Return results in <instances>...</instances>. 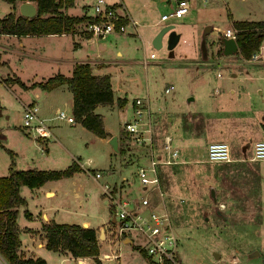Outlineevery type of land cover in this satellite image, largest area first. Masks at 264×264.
Masks as SVG:
<instances>
[{"label":"rangeland","instance_id":"1","mask_svg":"<svg viewBox=\"0 0 264 264\" xmlns=\"http://www.w3.org/2000/svg\"><path fill=\"white\" fill-rule=\"evenodd\" d=\"M122 1L129 14L138 20L141 37L131 34L124 37L127 51L122 56L113 55L116 61L108 65L105 71L109 75L115 99L116 96H124L127 101L121 107L115 104L110 108L100 104L96 109L103 116L104 127L112 135L118 136L121 152H114L107 138L56 117L47 124L50 131H54L53 136L48 138L46 145H37V135L21 126V101L25 96L32 97V93L13 83L14 78L6 74L10 72L8 67H0V176L8 172L11 160L9 151L13 153L12 159L17 169H63L76 157L83 167L71 176L49 180L48 184L55 190L51 196L44 195L42 190H35L36 187L23 185L20 194L26 201L23 207L29 211L52 202L56 211L62 214L59 217L65 221L80 223L87 220L92 225L111 218L104 183L112 188L127 176L128 180L132 179V191L125 195L138 198L143 194L138 187L135 171L138 165L147 161V145L135 144L123 130L125 120L132 118L129 105L134 97L148 102L149 115L143 113L142 121H147L150 127L154 148L160 146L164 135H169L172 143L176 141L175 147L179 150L186 149L189 143L195 147L226 141L235 151L233 157L247 158L251 140L260 135L258 120L264 116V39L261 42L263 52L258 48L256 57L245 59L239 52L224 55L219 37L231 19L264 18V0L187 1L191 8L187 16L196 19L197 24L195 27L188 24L182 26L180 39L171 49L167 48L164 39L159 48L148 47L142 39L148 36L144 32L148 29L146 23L173 9V0ZM92 2L74 0V5L64 11L85 16L87 12H92L91 6H86ZM18 3L14 12L18 11ZM10 10L11 5L0 0V17ZM187 16L171 17L158 25L174 24L177 28ZM207 26H212V29L204 33ZM70 33L85 37L83 22L74 24ZM202 37L205 39V57L200 48ZM81 46L77 55L90 58V45ZM18 51L16 38L0 37L1 59L11 67L12 72L26 81L32 73L28 65L33 64L31 61L25 68L21 66L25 61L19 59ZM150 52H153L152 57ZM58 69L67 74L65 65H60ZM57 72L55 63L35 66L38 79H45ZM168 85H172V88L164 93L163 89ZM55 107L50 106L45 114L55 116ZM58 108L73 116L61 104ZM125 145L132 147L129 154ZM242 146L245 151H242ZM131 156H136V160ZM194 156H183L182 159H188L183 163L158 166L165 210L178 239L180 264H264V159H237L234 162L236 178L231 177L232 183L240 185L242 181H247L244 184L246 190L240 189V193L250 197L243 200L244 205L233 208L224 221L215 223L212 217L204 220L201 214L197 217L194 213L185 212L183 207L188 201H180L188 197L189 190L184 189L185 179L194 180L195 184L189 183L192 190L210 191L208 174H211L213 163L206 160V155L197 154L195 157L198 160L193 161ZM95 172H99L101 177L96 179ZM122 186L125 188V183L122 182ZM130 188L126 186L125 189ZM150 196H156V192L152 191ZM132 240L133 244H120V257L113 264H151L133 249L134 242L139 240H135L134 235ZM254 251L258 255L249 256ZM214 253L219 256L215 257ZM61 258L55 255L52 264H79L75 259ZM98 258L104 260L100 256Z\"/></svg>","mask_w":264,"mask_h":264},{"label":"crops","instance_id":"2","mask_svg":"<svg viewBox=\"0 0 264 264\" xmlns=\"http://www.w3.org/2000/svg\"><path fill=\"white\" fill-rule=\"evenodd\" d=\"M106 1L108 3L117 4L120 11H122V12L124 11L126 13L128 12L127 8L125 7L122 0H106ZM181 1H183V0H173L175 6ZM184 1L186 2L187 7H188L187 1H189V0H184ZM9 12H14V9L12 8V6H11V10ZM190 12H191V8L188 7V12L184 16L189 15ZM14 13H15V15H19L18 11L14 12ZM5 14H7V13H5ZM68 14H70V13H68ZM127 14L130 16V18L132 20L136 21L137 31H138V34L136 36L141 37L140 26H139L138 20L133 18L129 14V12ZM159 17L156 18L154 21L146 23L147 24L146 27L148 29H146L144 32L146 34H148V36L146 35L145 39H142V42H145L148 47H151L150 40H151L152 36L154 35V33L156 32V30L158 29V27H159L158 24L161 22L159 20ZM187 17L188 18H186V20H184L183 22H179V27L175 28V26H174L175 30L180 33V36L182 34V29H183L182 26H184L185 24H188L192 27H195L197 24L196 19H191L189 16H187ZM257 20H264V18L257 19ZM210 27L212 29V26H210ZM226 28L234 30L233 27L231 26L230 22H229V26H227ZM131 30H132L131 26H127V31H131ZM131 35H133V34H131ZM5 36L9 37V38L10 37L16 38L17 46L19 47V51H18L19 52V59L22 62L25 61L21 64V66H24V68H25L26 65H28L32 61L33 65H30V64L28 65L31 67L32 73H31L30 77L27 78L26 81L22 80L18 75H16L15 72H12L11 67H9V65L4 60L1 59V54H0V67H6V69L8 67V69H10V72H7L6 74H8L9 76L11 75L12 78H14L13 83L19 85V83L15 81V78H18L24 84L23 89L26 92L32 93V97L25 96V98L21 101V105L24 106L25 104H27L29 102H34L36 105L37 116L40 119H42L45 124H50L51 121L55 117L59 118L57 116V112L59 110H61L60 108H58L59 104H61L63 107H66V109H68L69 112H71L73 114L72 93L69 90L66 83L60 84V85H58V86H56L50 90H43L37 86H35V87L29 86L33 82H38L40 80H43L41 78L38 79L36 77L37 73H35V66L39 65L41 63H44L45 65H49L50 63H55V67L58 70L57 73H61L63 75L68 76V75H70V73H71V71H72V69L76 63L87 62L90 65V69H91L92 74H94V75H105V74H107L105 71L107 66L116 61L114 58H112L113 55L122 56L123 53H125L127 51L126 43L124 42L125 41L124 37H128V34H126V33H112V34L107 35L104 38H96V37L86 38V36L84 37L83 35H80V34L77 35V34H73L70 32L69 33H60V34H37V35H34V34H25V35L0 34V37H5ZM59 37L60 38L63 37L64 39L62 38V40H61ZM81 45H84V46L90 45V58L87 56L86 57H80L77 55V51L82 47ZM259 50H260V52H263V45L259 46ZM62 64L65 65V68H66L65 72H67V74L60 72V69H58L59 66ZM10 84H12V83H10ZM112 96H113L112 102L109 104H103V105H106V106L112 108L113 105H115V104L118 107L124 106V104H126L127 99L124 96H116V99H115L113 89H112ZM135 98L136 97L132 98L130 101L129 113H130V111H132V114H130V117L134 116L133 108L135 105L133 104V101ZM118 100H121V102H120L121 105H118V103H117ZM98 105H100V104L95 105L94 112L100 114L99 112L96 111ZM50 106H56L55 107V110H56L55 116H48L47 114H45L46 110ZM39 111H40V113H39ZM148 112H149V110H148ZM148 115H149V113H148ZM59 119H63V118H59ZM261 119L262 120H260V119L258 120V126L260 128V130H259L260 135L258 137H255V139H252L251 142H254V141L259 140V139H264V130L262 129V125L264 126V116L263 115H262ZM63 120H65V119H63ZM66 122L71 124V125H74V126L75 125H81V123L76 121V119H75L74 123H70L68 121H66ZM102 123H103V116H102ZM82 127H84V126H82ZM84 129H86V128L84 127ZM104 129L110 134L109 136L105 137V138L109 139L110 136L112 135V132H110L108 128L104 127ZM120 129H122V127H120ZM86 130H88V129H86ZM49 131H50V129H49ZM53 132L50 131V135L48 137H40V136L35 137V142H37V145L38 144L40 145L42 143L46 145L48 143V138L53 136ZM114 135H116V134H114ZM116 138H117V145H118V136L117 135H116ZM107 142H108V140H107ZM222 142H226V141H222ZM176 143H177L176 141L173 142V145L175 146ZM227 144H229V143H227ZM206 146H207V143H205L204 145H201V146L196 145L195 147L189 143V146H187L186 149L185 148H182L181 150L178 149V151H179V162H177V163H181V162L183 163V162H186L188 160V159H182L183 156L184 157L190 156L192 154H193V156H194V154H195V156L197 154H199V155L203 154L205 156L206 155ZM125 147H126L127 153L129 154L132 147L130 145L129 146L125 145ZM118 148H119V145H118ZM134 149H136V148L134 147ZM249 150H251V146H250ZM230 151H231V160L211 162V163H213V168L211 170V174H208V179H209L208 183H210L209 184V185H211L210 187H213V189H214L215 198H216L215 202H213L209 193L202 192V190H196L195 191L189 187V183L195 184L194 180H192L191 178L185 179V182H184L185 188L184 189L189 190V192L187 193L188 197H186V199H185V197H183L184 199H182V198L180 199L181 202H184L186 200L188 201V204L183 207L185 212L194 213L193 215H196L197 217L201 214L203 216L204 220H208L209 217H212L215 223H221V221H224L228 215H231L233 208L239 206L240 204L244 205L245 204L244 201H246L245 199L248 200V198L250 197L248 194L240 193V189L243 191L246 190L247 187L244 184H247V181L244 180V181H242V183H240V185L239 184L237 185L236 183H232L231 177L232 176L235 177L234 172L236 171V166H235L236 164L234 162L237 159H248V160H250L249 159L250 151H249V157H247V158L233 157L235 151H232L231 146H230ZM242 151H245L244 146H242ZM180 154H181V156H180ZM132 158H134L136 160L137 157L131 156V159ZM73 160H76V162L81 166L78 157L73 158L72 161ZM191 160L194 161V160H198V159H196V157H195V159H191ZM130 161L131 160H129V162ZM250 161H253V160H250ZM174 164H176V163H174ZM48 169H57V168H48ZM7 170H8V167H7ZM131 173L133 174V171ZM231 173H233V175H231ZM94 176H95V174H94ZM100 177H101V174L98 177L95 176L96 179L100 178ZM131 180L132 179L128 180L127 176H124L121 180V183H122V181L126 182L125 188H126V186H128V188H130ZM48 182H50V181L49 180L45 181L42 185H40L34 189L39 190V191L42 190L43 194L46 196L54 195L55 190L53 189L52 186H50L48 184ZM22 186L23 185H21L19 187V194H20V191H21L20 189ZM125 188H124L125 191H124L123 195H125L126 193L131 194V191H132L131 188L127 189V190ZM160 188H161V186H160ZM152 191L156 192V190H152ZM150 193H149V198H150L151 206L156 208V209H159V210L165 209V203L166 202L163 201L164 193L162 196H159L156 192V196H152V197L150 196ZM262 202H261V204H262ZM218 204H222V207L219 208ZM256 204L258 205L259 202ZM212 205H214V209H212ZM24 209H26L29 212L30 217H26L24 215V213H23ZM56 210L57 209L55 208V205H53L52 202L48 203L46 206L37 208L36 210H33V211H29L27 208H24L23 206L18 207L16 222H17L18 228H19L18 237H19L20 243H19V247H18V254L20 256H22L24 258L40 257V258L44 259L47 264H52V259H54L55 255L62 257L63 260H66L69 258L75 259L77 261V263H79V264H84V263L90 264L91 261L93 262V264H113L112 263L114 261L113 259H109V260L104 259L101 261L99 260V263H95L93 261L92 257H90V256L75 257V256H72L69 252H67L65 250L53 251V250L46 248V246H45L46 239H45L44 233L41 229L42 223H46V222H49L51 220L58 222V223H62V222L74 223V222L65 221L62 217H59L62 214H59V212H57ZM169 221H170L171 228L173 230V227L171 224V219H169ZM107 222H108L107 220H104V221L102 220L96 224L91 225L89 221L83 220L82 222L76 223V224H79L83 227H92L98 236L100 228H102V227L104 228ZM127 242L133 244L132 243L133 241H131V240H129V241L125 240L124 243H127ZM135 245H136V243L134 242L133 249L140 252L139 250H137L135 248ZM128 251L129 250H127V252ZM141 255H142V253H141ZM257 255H253V256H257ZM119 257L117 259H119ZM143 257H145V256H143ZM118 264H120V263L118 262Z\"/></svg>","mask_w":264,"mask_h":264},{"label":"trees","instance_id":"3","mask_svg":"<svg viewBox=\"0 0 264 264\" xmlns=\"http://www.w3.org/2000/svg\"><path fill=\"white\" fill-rule=\"evenodd\" d=\"M14 9L17 2L27 0H3ZM36 4V14L32 17L15 15L9 12L0 17V34H60L69 33L73 25L85 20L84 15L75 16L64 11L74 5V0H28ZM235 30L236 41L241 57L249 59L256 52L264 39V20H230ZM221 35L219 40L221 42ZM222 51V49H221ZM20 86L24 84L15 78ZM66 83L72 93L73 116L82 126L97 136L107 137L110 134L104 129L102 116L94 112L96 104H109L112 102V88L109 76L94 75L91 73L87 62L76 63L66 76L61 73L48 76L29 86L50 90L60 84ZM118 100V105H121ZM264 130V126L262 125ZM121 152V148H119ZM10 153L8 173L0 176V254L9 264H47L44 259L24 258L18 254L19 237L16 216L19 206L26 204L25 199L19 194V187L25 185L34 188L42 185L47 180L71 176L82 167L73 160L63 169H17L14 167ZM26 217L29 212L24 209ZM41 229L46 239V248L57 251L65 250L72 256L92 257L95 263H99V247L97 234L92 227H83L76 223H58L53 220L42 223ZM142 253V252H141ZM143 255V253H142ZM144 256V255H143Z\"/></svg>","mask_w":264,"mask_h":264},{"label":"built area","instance_id":"4","mask_svg":"<svg viewBox=\"0 0 264 264\" xmlns=\"http://www.w3.org/2000/svg\"><path fill=\"white\" fill-rule=\"evenodd\" d=\"M86 6L92 8V12H87L85 14L87 18L82 21L86 38H104L112 33L138 34L136 21L132 20L126 12L120 11L117 4L108 3L106 0H93ZM187 12L188 7L183 0L169 12L162 13L159 20L164 22L171 17L180 18ZM127 26H131L132 30L127 31ZM234 32L235 30L226 28L222 36L234 37ZM152 56L153 52H150V57ZM256 56V52L251 55L252 58ZM171 88L172 85H168L164 87L163 92L166 93ZM133 104L135 105L134 116L123 123V130L135 144L148 146H146L147 161L138 165L135 171L138 187L143 194L138 198H129L123 195L125 190L122 183L112 188L107 183L103 184V189L109 198L111 218L104 227L103 238L99 239L97 236L98 256L101 259L117 260L120 244L125 240L133 241L132 235H134L135 240L136 238L139 240L136 243V249L142 252L151 264H180L178 239L171 228L168 214L165 209L159 210L152 207L149 198L152 190H156L159 196L163 195L158 166L179 162V151L173 145L169 135L163 136L159 148L153 147L150 127L147 121H142V114L146 113L148 116L149 113L148 102L136 97ZM57 116L70 123L75 121L73 116L65 114L62 110L57 112ZM21 118V126L27 132L40 137L50 135L49 126L37 116L34 102H29L22 107ZM249 159H264V139L252 142ZM206 160L209 162L231 160L229 144L222 141L209 142L206 146ZM95 176H100V173L95 172ZM218 207L221 208L222 204H218ZM0 264H9L1 254Z\"/></svg>","mask_w":264,"mask_h":264},{"label":"water","instance_id":"5","mask_svg":"<svg viewBox=\"0 0 264 264\" xmlns=\"http://www.w3.org/2000/svg\"><path fill=\"white\" fill-rule=\"evenodd\" d=\"M18 13L21 16L25 17H32L36 14V4L33 1H21L18 3L17 6ZM211 30L210 26H207L204 30V33L209 32ZM162 39L165 40L167 48L171 49L172 47L177 44V42L180 39V33L177 32L174 29V24H164L158 27L154 35L152 36L150 40L151 46L154 48H159L162 44ZM222 43V53L224 55H230L235 53L238 50L236 41L234 37H222L221 38ZM200 48H201V54L203 57L206 56V46H205V39L202 37V40L200 42ZM108 143L110 144L112 150L114 152H119V148L117 145V138L116 135H111L108 139ZM209 195L213 202H215V193L213 187H210ZM104 236V228H100L98 238H103ZM258 252L254 251L249 254V256L257 255ZM215 257H218V254L214 253Z\"/></svg>","mask_w":264,"mask_h":264}]
</instances>
